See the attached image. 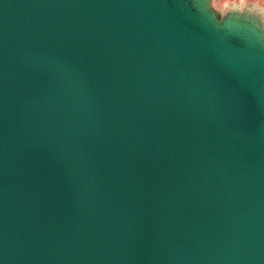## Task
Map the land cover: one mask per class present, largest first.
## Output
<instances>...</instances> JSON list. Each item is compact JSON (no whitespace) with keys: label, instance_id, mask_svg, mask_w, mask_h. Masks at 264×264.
<instances>
[{"label":"water","instance_id":"1","mask_svg":"<svg viewBox=\"0 0 264 264\" xmlns=\"http://www.w3.org/2000/svg\"><path fill=\"white\" fill-rule=\"evenodd\" d=\"M0 264H264L262 22L0 0Z\"/></svg>","mask_w":264,"mask_h":264},{"label":"crops","instance_id":"2","mask_svg":"<svg viewBox=\"0 0 264 264\" xmlns=\"http://www.w3.org/2000/svg\"><path fill=\"white\" fill-rule=\"evenodd\" d=\"M220 7L225 5L241 13L258 18L264 28V0H217Z\"/></svg>","mask_w":264,"mask_h":264},{"label":"bare ground","instance_id":"3","mask_svg":"<svg viewBox=\"0 0 264 264\" xmlns=\"http://www.w3.org/2000/svg\"><path fill=\"white\" fill-rule=\"evenodd\" d=\"M197 10H198L199 12H201L202 14H205V15H207V16H211V17H212V15H211L208 11H206L205 9H203V8L200 7V6H197ZM210 10H212V11L215 13L216 18H217L219 21H222V20L224 19L226 13H225V12L223 13V12H221L220 10H217V9L214 7V5H213V0H210ZM234 31H235V30H234L233 28H228V32L231 33L230 35H234V34H235ZM243 32H244V33H247L246 30H243Z\"/></svg>","mask_w":264,"mask_h":264},{"label":"rangeland","instance_id":"4","mask_svg":"<svg viewBox=\"0 0 264 264\" xmlns=\"http://www.w3.org/2000/svg\"><path fill=\"white\" fill-rule=\"evenodd\" d=\"M213 5L217 10H220L223 13L225 12V13L229 14V12H233V8H231L227 5L220 7L217 0H213Z\"/></svg>","mask_w":264,"mask_h":264}]
</instances>
